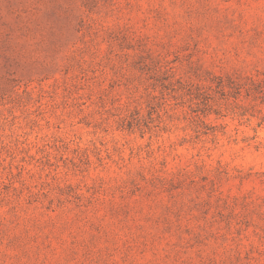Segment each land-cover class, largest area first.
Instances as JSON below:
<instances>
[{"label": "rangeland", "instance_id": "1", "mask_svg": "<svg viewBox=\"0 0 264 264\" xmlns=\"http://www.w3.org/2000/svg\"><path fill=\"white\" fill-rule=\"evenodd\" d=\"M0 264H264V0H0Z\"/></svg>", "mask_w": 264, "mask_h": 264}]
</instances>
